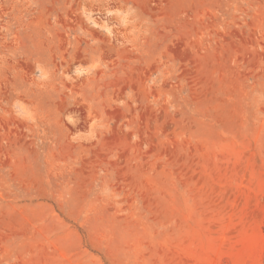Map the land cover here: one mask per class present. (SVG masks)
Returning a JSON list of instances; mask_svg holds the SVG:
<instances>
[{
    "label": "rangeland",
    "instance_id": "obj_1",
    "mask_svg": "<svg viewBox=\"0 0 264 264\" xmlns=\"http://www.w3.org/2000/svg\"><path fill=\"white\" fill-rule=\"evenodd\" d=\"M0 264H264V0H0Z\"/></svg>",
    "mask_w": 264,
    "mask_h": 264
}]
</instances>
